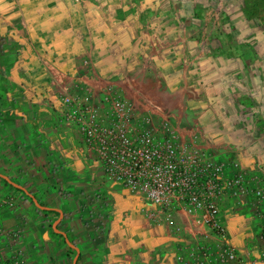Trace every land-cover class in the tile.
<instances>
[{
	"label": "crops",
	"instance_id": "1",
	"mask_svg": "<svg viewBox=\"0 0 264 264\" xmlns=\"http://www.w3.org/2000/svg\"><path fill=\"white\" fill-rule=\"evenodd\" d=\"M66 10L0 0V174L24 189L0 177V264H198L216 250L200 216L126 190L88 148L86 78L67 65L79 38L49 16ZM250 200L225 196L221 217L246 264H264Z\"/></svg>",
	"mask_w": 264,
	"mask_h": 264
},
{
	"label": "rangeland",
	"instance_id": "2",
	"mask_svg": "<svg viewBox=\"0 0 264 264\" xmlns=\"http://www.w3.org/2000/svg\"><path fill=\"white\" fill-rule=\"evenodd\" d=\"M38 1L67 9L48 14L79 38L67 65L91 100L107 112L124 99L132 125L171 137L186 161L240 173V201L264 203V0Z\"/></svg>",
	"mask_w": 264,
	"mask_h": 264
},
{
	"label": "built area",
	"instance_id": "3",
	"mask_svg": "<svg viewBox=\"0 0 264 264\" xmlns=\"http://www.w3.org/2000/svg\"><path fill=\"white\" fill-rule=\"evenodd\" d=\"M107 101L111 109L106 112L101 103L88 97L78 124L105 174L166 212L200 216L215 237L216 250L204 254L198 264H246L229 239L220 210L225 196L240 197V173L228 179L224 166L196 157L186 161L177 141L167 136L161 139L145 121L132 125L127 101L119 97Z\"/></svg>",
	"mask_w": 264,
	"mask_h": 264
},
{
	"label": "water",
	"instance_id": "4",
	"mask_svg": "<svg viewBox=\"0 0 264 264\" xmlns=\"http://www.w3.org/2000/svg\"><path fill=\"white\" fill-rule=\"evenodd\" d=\"M0 177L5 179L7 182H9L10 184H12L13 186H15L16 188H20L22 190H24L23 188H21L20 186L14 184L13 182H11L9 179H7L5 176H3L2 174H0ZM28 195L32 198V200L35 202V204L39 207L42 208V206L39 205L38 201L36 200L35 196L28 193ZM65 236V234H63ZM76 262V261H75Z\"/></svg>",
	"mask_w": 264,
	"mask_h": 264
}]
</instances>
